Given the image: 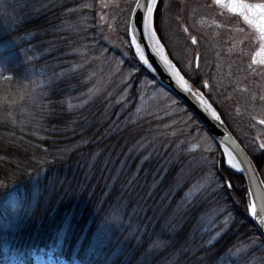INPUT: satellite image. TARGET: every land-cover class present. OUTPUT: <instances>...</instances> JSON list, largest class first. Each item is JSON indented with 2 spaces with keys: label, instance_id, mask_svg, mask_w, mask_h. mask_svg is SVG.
<instances>
[{
  "label": "trees",
  "instance_id": "obj_1",
  "mask_svg": "<svg viewBox=\"0 0 264 264\" xmlns=\"http://www.w3.org/2000/svg\"><path fill=\"white\" fill-rule=\"evenodd\" d=\"M84 1L54 0L48 10L40 8L37 17L14 29L0 21V40L5 38L0 43V191L10 194L8 199L0 196V259L5 250H43L69 264H160L172 256L170 264H197L186 243L201 216L215 211L226 225L217 228L224 232L211 246L207 264L249 237L261 241L246 211L243 177L226 164L218 146L208 152L213 157L207 165L218 186L182 201L205 172L207 155L190 149L197 140L195 129L202 128L193 116L177 121L179 114L131 119L141 82L155 79L125 43V24L109 27L95 8L84 4L76 12L66 11ZM160 5L161 0L155 19L161 39ZM81 15L85 20L78 19ZM93 22H99L100 34ZM30 32L37 36L28 40L18 34ZM97 35L101 41L89 49ZM116 44L125 52L124 60L118 51L112 53ZM72 64L77 66L73 76L64 69ZM115 64L117 71L107 79ZM122 162H130L134 172L139 165L135 188L140 185L143 193L153 188L154 204L162 198L153 211L160 212V225L163 221L168 228L156 238L161 247L154 258L152 247L141 241L155 239L142 229L140 215L129 218L123 204L115 207L118 198L123 200L118 189L107 198L115 216L101 205L109 178L92 171L116 173Z\"/></svg>",
  "mask_w": 264,
  "mask_h": 264
},
{
  "label": "rangeland",
  "instance_id": "obj_2",
  "mask_svg": "<svg viewBox=\"0 0 264 264\" xmlns=\"http://www.w3.org/2000/svg\"><path fill=\"white\" fill-rule=\"evenodd\" d=\"M53 1L54 0H0V21H2V23L4 22L6 29H14L17 23H23L24 21L30 20L32 17H37L41 12L39 10L40 8L44 7V10H48L51 6H53L50 4V2ZM69 1L72 0H63V3ZM172 1L173 0H165V4H162V7L160 5V13L157 20L158 29H160V31L163 30L166 40L168 41L169 46L175 53V55L179 59L184 58L189 61L191 60L193 48L187 40L182 26L185 25L193 33L197 34L200 47V72L202 71L203 73H209L206 78L208 79L210 85L211 96L213 99L217 100L220 105H222L221 107L225 111L226 116L229 119L228 123L231 124L232 129L235 132H238V135L244 140L245 144L252 152L260 154V156L256 159V163L260 171H262L264 175V150H260L256 140H254L252 136H250L251 131L248 128L251 126L250 123H247V125H245V120L237 121L233 117L231 106L225 105L224 98L219 93V90L223 89V91L226 92L225 97H237L235 91H239V86L242 84L240 80L244 79L243 67H241L240 64L235 65L238 70L236 75L234 72L232 77L231 75L227 77V74L231 67L225 64V61L217 51V46H228L232 40L227 39L228 35L225 33L222 34L223 37L218 40V37L212 35L211 28H202L205 25L206 21L205 19L201 21V19L207 15L217 16L222 24H227L233 27L234 21L232 17L229 15H217L212 8L209 0H190L187 2V6L181 0H176L179 3V6H175ZM82 4H84L85 8H95L97 18L99 19L101 17L103 19V22L105 24H110L109 27H111L112 22L113 25L118 24L120 26H123L125 24V20L131 7V0H86L84 1V3L79 2L76 5H70V8L66 9V11L76 12L77 10L81 9ZM179 10H181L180 13L177 12ZM162 11L163 13L161 16ZM25 16L27 17L25 18ZM119 17L120 20H117V18ZM78 19L85 20V15H81ZM200 21L202 23H200ZM236 23L237 30L240 26L238 25V22ZM92 24L93 27H95V30H97V33L102 30L100 28L99 22H93ZM230 30L233 33V35H231V38L234 39L235 27L231 28ZM218 32H221V30ZM18 34L22 36V38L24 37L28 40L33 38V36H37V32H30V34L23 35L22 33ZM4 39L5 38L0 40V43L3 45ZM100 41V35L92 37V45L89 47V49L93 48L94 43ZM103 42L107 43V41ZM235 42L238 45L241 44V37L238 36ZM28 46L30 48H33V44H29ZM117 46H119L117 49L114 48L111 51L112 53L118 51L120 54V58L124 60L126 58V54L123 50H121L120 45ZM112 53L111 55H113ZM232 61L234 63V60ZM59 64H62V60L59 61ZM114 67L115 68H113L111 71L113 73L107 79L111 78V76L117 71L118 67L116 66V64ZM64 69L68 70L67 73L73 76L77 71V66L74 64L67 65L64 67ZM249 77L250 76L248 75L247 79H249ZM145 78L140 85L139 103L135 107L133 112L130 113L132 120L139 119L145 115L174 116L177 114H179V117H177L176 119L177 121L179 119H182L183 121L191 120L190 113L185 112L186 109L178 105L177 101L173 97H171L166 90L163 91L162 88H157V85H155L154 82H151V79L148 78L149 81H146ZM259 78L264 80V72L259 74ZM246 84L247 82H245L244 85ZM121 85L122 84L119 83V86ZM245 88L247 87L245 86ZM247 91L248 88L244 91L239 92ZM85 92L79 95L84 96ZM240 102L242 104H245L242 99ZM215 103L217 104V102ZM129 105L130 103H125V107ZM161 106H163L164 109H160ZM223 106L226 108H224ZM244 110L248 112L246 107H244ZM192 123L194 124L193 121ZM192 123L191 125L194 126ZM195 135L197 137V140L194 139V143L191 145L190 149L192 151H202L207 155L205 162L206 166L204 167L205 172L198 179H196L185 191L182 197V201H190L201 192L210 188V186L212 187L214 186V184H216L214 179L212 178V172L207 170V165L212 162V160H209L208 158L213 157L208 156V152L210 154L214 149H216V145L203 129L196 128ZM205 137H207L208 139L205 140ZM260 142H264V138H261ZM129 165L130 162H122L121 165L117 167L116 173H113L111 169L106 168L100 169L97 174L92 171V175L95 177H105V181H107V178H109V180L107 181V191H104L102 194L101 205L104 209V212H106L110 216H115V211L112 209V206L108 202L107 198L109 194L113 192V190L118 189L120 194L123 195V200L118 198V200H116L115 207L116 205L120 207L123 204L122 207L127 208L130 211L129 218H134L136 214L140 215L142 229L149 236L155 239L152 243H149V241L145 239H141V241L145 243V245L151 246L153 251H155L156 248L161 247V245L156 242L157 236L160 233L166 234L168 228V224L163 223V221L162 226L160 225V221L162 220H160V212L153 211L157 208L162 198H158L156 200V204H154L155 198L152 194V192L154 191L153 188L145 193L141 191L140 185L135 188V185L137 184L135 175L139 170V165L136 167L135 172L132 168H130ZM144 172L145 170L142 171V174ZM133 182L136 183L133 185ZM141 183L144 184L145 181L142 180ZM214 188L216 189L215 186ZM115 198L117 199V197ZM211 214L212 213H206L201 216L194 234L189 237V242L186 243L187 245H189L186 249L190 248L191 250H193L191 252V258L197 264L208 263L207 255L211 250V246L214 244L218 236L224 232V229L217 228L219 225H226V218L222 213L218 214L215 211L213 215ZM147 226L148 228L146 229ZM200 250H202V253H199L198 256L194 257V255ZM5 253L6 255L2 257L0 264H12L13 260H15L16 264H68L67 261L63 260L62 258L54 256L52 254V251L32 250L27 253L21 252L12 254L11 252H8L6 250ZM156 255L157 251L153 253V258L156 257ZM173 259L174 257L172 256L170 260L166 259L164 262H160V264H170V261H172ZM154 262L155 264H159L157 260H155ZM215 264H264V244L256 241L254 238L249 237L233 246L228 252L221 256Z\"/></svg>",
  "mask_w": 264,
  "mask_h": 264
},
{
  "label": "snow or ice",
  "instance_id": "obj_3",
  "mask_svg": "<svg viewBox=\"0 0 264 264\" xmlns=\"http://www.w3.org/2000/svg\"><path fill=\"white\" fill-rule=\"evenodd\" d=\"M159 2L160 0H131V7L125 20V33L129 39L125 43L134 49L135 56L141 66L152 73L157 71L156 65L162 66L163 70L175 81L182 92L193 97L206 113H209L215 121L222 125L223 121L215 108L205 99L204 94L198 88L193 87L189 79H185V76L181 74V70L169 58L164 44L161 43L157 35L155 19ZM215 2L217 5L226 8L230 13L242 16L247 24L253 26L259 32L262 41L260 55L264 56V2L255 4L247 3L245 0H227V2L215 0ZM192 43H196L195 37H192ZM146 49L150 50L154 59H150ZM0 59L3 58L0 57ZM260 63H264V59ZM203 86L207 87V82H204ZM261 99L264 100V97H261ZM259 123L264 125V119H261ZM207 139L205 137V140ZM259 149L264 150V142L259 144ZM225 155L229 166L237 171H243L232 152L225 149ZM226 183L230 188L231 183L228 181ZM0 196L8 199L10 194L0 191ZM249 196H252L251 190H249ZM246 211L260 227H264V200H261L259 205L250 200Z\"/></svg>",
  "mask_w": 264,
  "mask_h": 264
},
{
  "label": "flooded vegetation",
  "instance_id": "obj_4",
  "mask_svg": "<svg viewBox=\"0 0 264 264\" xmlns=\"http://www.w3.org/2000/svg\"><path fill=\"white\" fill-rule=\"evenodd\" d=\"M185 4L190 0H181ZM188 5V4H187ZM186 5V6H187ZM215 13L217 15H229L224 12L220 8H216ZM232 17L234 24L233 27H235V36L234 39L231 38V35L233 33L231 32L230 25L222 24L219 21H217L214 15H207L205 16L206 21V29L211 28L212 29V35L215 37H218V40L223 37L222 34H227V39L232 40L228 46H217V51L219 55L222 57V59L225 61V64L230 66L229 72L227 74V77L231 75L233 76V73L235 72V75L237 73L236 64H240L241 67H243L244 72V79L240 80L242 83L239 86V91H244L248 88L247 92H239L235 91L237 94V97H225L226 92L223 91V89L219 90V93L224 98L225 105H230L232 108L233 117L237 121H246L244 122L245 125L247 123H250L249 130L252 132V138L256 140L257 144L261 143V138H264V125L260 124L259 121L261 119H264V100L261 99V97H264V80L259 78V74L264 72V63H258L253 64L252 63V56L256 50L260 48L261 42L259 39L258 32L254 30V28L248 24H246L244 21H242L237 16L229 15ZM236 22H238V32L236 30ZM184 33L186 37L188 38V41L192 43V37L196 38V43L193 44L194 47V53L192 51L191 60H186L184 58L179 59L175 53L171 50L168 41L166 40V37L164 36L165 41V47L173 60L179 64V66H182L185 68L187 75L195 80L200 79V81L204 80L209 73H203L200 72L199 67V49H198V42L197 37L194 36L190 31L187 29H184ZM221 32H218L220 31ZM163 31V30H162ZM241 37V44H237L235 41L237 40V37ZM198 58V59H197ZM234 60V63L233 61ZM231 64H230V63ZM198 65V66H197ZM232 73V74H231ZM250 76L249 79H247V76ZM245 82H247L246 85ZM208 85V83H207ZM245 86L247 88H245ZM205 88H208L205 87ZM239 97V98H238ZM241 99L244 101L245 104H242L240 101ZM244 107L247 108L248 112L244 110ZM226 108V107H225ZM259 131V133H258Z\"/></svg>",
  "mask_w": 264,
  "mask_h": 264
},
{
  "label": "water",
  "instance_id": "obj_5",
  "mask_svg": "<svg viewBox=\"0 0 264 264\" xmlns=\"http://www.w3.org/2000/svg\"><path fill=\"white\" fill-rule=\"evenodd\" d=\"M212 1L216 4L215 0ZM224 2H227V0H224ZM245 2L253 3V4L257 3V2H249V1H245ZM222 8L227 10L224 7ZM144 43L146 44L147 42L145 41ZM146 51L150 59H154V57H152L150 50L146 49ZM260 52L261 49L256 53V59L261 61L262 59H264V56L260 55ZM156 67H157V71L152 74L155 76L159 84L165 87L171 93H173L192 112V114L197 118L199 123L204 127V129L208 132V134L216 142H218L224 149H227L228 151L232 152V154L235 156L236 161L239 162L241 168L243 169V171L240 172L246 181L248 194H249V190H251L252 192V196L251 197L249 196L250 200L256 202L257 205H259L261 200H264V186L249 156L237 143V141L233 138V136L228 131L224 123L221 125L219 122L215 121L209 113H206L199 106L198 102L193 97H191L187 93L182 92L176 85L175 81L163 70L162 66L156 65ZM252 220L257 230L259 231L261 237L264 240V227H260L253 218Z\"/></svg>",
  "mask_w": 264,
  "mask_h": 264
},
{
  "label": "clouds",
  "instance_id": "obj_6",
  "mask_svg": "<svg viewBox=\"0 0 264 264\" xmlns=\"http://www.w3.org/2000/svg\"><path fill=\"white\" fill-rule=\"evenodd\" d=\"M12 264H16L15 260L12 261Z\"/></svg>",
  "mask_w": 264,
  "mask_h": 264
}]
</instances>
